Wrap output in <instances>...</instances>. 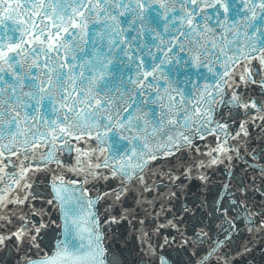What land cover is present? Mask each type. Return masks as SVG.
<instances>
[{
  "label": "water",
  "instance_id": "1",
  "mask_svg": "<svg viewBox=\"0 0 264 264\" xmlns=\"http://www.w3.org/2000/svg\"><path fill=\"white\" fill-rule=\"evenodd\" d=\"M21 5L27 6L14 9L13 18L40 12L51 30L39 43L59 40L66 55L40 66L50 54L35 47L28 71L24 56L0 60V198L7 193L11 201L7 210L0 199V264H39L54 244L71 253L64 264H131L145 0ZM32 38L26 46L37 45Z\"/></svg>",
  "mask_w": 264,
  "mask_h": 264
},
{
  "label": "snow or ice",
  "instance_id": "2",
  "mask_svg": "<svg viewBox=\"0 0 264 264\" xmlns=\"http://www.w3.org/2000/svg\"><path fill=\"white\" fill-rule=\"evenodd\" d=\"M79 2V0H77ZM27 5H13L8 2V0H0V60H3L5 63H12L15 61L16 55L19 54L22 45H26L27 41L24 40L23 36L17 39V34L20 31V25L26 23V20H16L11 14L12 9H18L21 7H26ZM35 7V5H33ZM43 3L40 4V8H43ZM261 7H264V4H261ZM227 10V9H225ZM40 12L29 11L25 13V16H39ZM8 22H11L10 24ZM76 25H72L74 28ZM35 28V23L33 24ZM33 36L34 42L39 43L43 42L36 35V33H27ZM40 35H44L41 33ZM45 39L47 37L45 36ZM15 44L14 47L10 46ZM14 122V121H13ZM64 242H61L63 244ZM73 248L79 249L82 245H77L75 242L72 245ZM67 246L61 248L59 245L54 244L50 254L47 258L41 260L39 264H64V261L68 260L71 256V253L67 252Z\"/></svg>",
  "mask_w": 264,
  "mask_h": 264
}]
</instances>
